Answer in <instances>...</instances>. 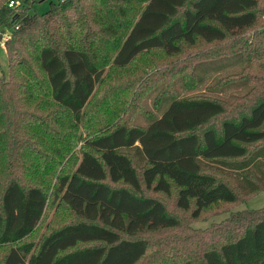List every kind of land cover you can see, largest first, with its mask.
<instances>
[{"label": "trees", "instance_id": "obj_1", "mask_svg": "<svg viewBox=\"0 0 264 264\" xmlns=\"http://www.w3.org/2000/svg\"><path fill=\"white\" fill-rule=\"evenodd\" d=\"M8 1L0 0V40L8 31L1 41L0 263L138 264L150 246L135 234L181 226L143 192L153 190L174 194L175 207L193 218L211 207L230 213L197 236L178 232L151 264H264V206L229 210L264 190V0H58L42 13H29L35 0ZM199 42H226V53L206 50L189 65L204 50L190 52L189 63L178 64L183 76L158 89L147 80L140 90L155 92L158 114L144 125L120 117L76 135L86 129L97 85L92 108L111 110L115 86L107 79L122 75L117 92L130 96L120 103L129 101L130 111L141 96L124 74L136 61L155 52L179 58ZM222 58L240 67L215 85L235 93L226 100L179 94L176 80L193 89L191 79L203 80ZM51 151L55 159L46 156ZM50 197L76 220L25 240Z\"/></svg>", "mask_w": 264, "mask_h": 264}, {"label": "rangeland", "instance_id": "obj_2", "mask_svg": "<svg viewBox=\"0 0 264 264\" xmlns=\"http://www.w3.org/2000/svg\"><path fill=\"white\" fill-rule=\"evenodd\" d=\"M58 0H35L34 3L29 7L28 11L29 13H42L46 11L50 5V3H55ZM8 34V31L5 30L1 34V40H0V74L7 75V64H6V56L4 49L2 47V40L3 38ZM211 49H217L216 53L213 55L214 57H218V55H223L226 53V42L223 43H212V44H205L202 42L197 43L192 49H186L184 52L179 54V58H167L163 54L160 53H153V54H147L146 56H142L136 61L137 68L130 69L127 71V73L124 74L125 77L135 78L136 85L134 86L133 90L134 92L139 93L141 96V99H138L135 103L133 102V108L129 111V101H125L123 104L121 103V100L123 99H129L130 96L124 94L120 95L118 93V82L123 78L122 75L117 73V75L110 76L107 81L108 83L111 82L114 83L115 86V98H113V108L111 110H108L106 103H101L100 107L98 106V110L92 108V103L95 100H98L100 98V93L102 91V86L97 85L94 89V94L91 99V102L85 107V120L84 125L86 126V129H81V126L78 127V130L76 129V135L79 133L81 137L86 135V131L89 132H98L103 127L107 126V124L111 122H115L120 118H126L127 116L131 119V123H136L139 125H144L145 123V116L148 114H158L154 106L152 105V99L156 97L155 92L150 91V88L146 87V89L140 90V87L143 86V84H146L147 80L149 81L152 78V82H156L155 85L156 89H158V86H160L161 83L169 82L172 83L175 78H177L178 75L183 76L184 69L179 67L180 65H187L189 62L187 61L186 57H188V53L195 52L198 50H204L202 53H197L194 57L195 60L191 61L189 65H192L193 62H197L201 60V58H204L201 56L202 54L208 55L209 51ZM187 55V56H186ZM214 62V61H212ZM213 64V67H208V73L203 77V80L198 82L196 84L195 78L194 80L191 79L192 84L195 83L193 89L189 90H183L181 88L182 84L181 82H178L177 80L175 88L182 96H192V95H205L209 94L211 96H216L218 98L226 100V98L229 97L230 93H235V91L228 90L226 91V86L221 87L220 85L216 87L217 81L220 79V77H225L226 73L229 72V70H237L239 69L238 64L231 63L226 66V58H222L219 61H216ZM173 68V69H172ZM181 68V69H180ZM200 69V68H199ZM114 77V80H112ZM111 79V80H110ZM154 80V81H153ZM183 82V80H182ZM122 83V81H121ZM184 84V83H183ZM118 88V89H117ZM140 91V92H139ZM158 91V90H157ZM156 91V92H157ZM233 91V92H232ZM136 95V96H137ZM181 97V96H180ZM137 106V107H136ZM114 112V117H109ZM133 120V121H132ZM84 127V126H83ZM100 129V130H99ZM76 145L72 149V151L67 154L68 157L71 155L72 152L75 151L74 155L70 157L69 162L73 160L76 153L78 152V147L80 146L79 142L75 143ZM52 156L54 159L56 155L51 151L46 156ZM74 162L69 163L68 170L71 169V166ZM147 195H150L152 197H155L162 201L167 209L168 212L178 215L179 221H180V227L178 229H162V230H153V231H147L142 230L135 234L134 237L144 239L148 242V245L150 246V249L147 251L146 255L142 258V260L138 264H151L152 258L159 256L161 252L163 251V245L165 243L170 244L172 243L175 238H178V232L181 233L182 237L184 235L190 236L193 235H199V231H204L208 227H212L215 225H219L222 220H224L230 212H220L221 207H211L209 209L204 210L197 218H193L190 215V211L188 210H179L174 205V194L165 195L162 192L159 191H143ZM57 200L52 199L51 197L48 199V202L46 203L45 209L41 215V218L39 222L37 223L36 227L33 229L31 234L25 238V240H30L32 242L40 241L44 235H46L48 232H50L52 229L63 225L67 222H71L76 220V217H74L67 209L61 208V205H56ZM264 206V190L258 192L255 196L250 197L248 200L244 201L243 203L237 204L233 207H231L230 211L235 210H250V209H257ZM260 210H264V207ZM88 244H78L77 247H81ZM5 249L0 247V259L3 255ZM1 264V263H0Z\"/></svg>", "mask_w": 264, "mask_h": 264}, {"label": "built area", "instance_id": "obj_3", "mask_svg": "<svg viewBox=\"0 0 264 264\" xmlns=\"http://www.w3.org/2000/svg\"><path fill=\"white\" fill-rule=\"evenodd\" d=\"M7 6H9V7L13 6V1L9 0L8 3H7Z\"/></svg>", "mask_w": 264, "mask_h": 264}]
</instances>
